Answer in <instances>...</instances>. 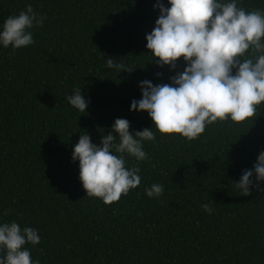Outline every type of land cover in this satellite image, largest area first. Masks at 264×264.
Returning <instances> with one entry per match:
<instances>
[{
	"label": "trees",
	"instance_id": "16d2710c",
	"mask_svg": "<svg viewBox=\"0 0 264 264\" xmlns=\"http://www.w3.org/2000/svg\"><path fill=\"white\" fill-rule=\"evenodd\" d=\"M155 3L0 0V23L28 5L46 17L30 47L0 49V220L38 230L40 243L29 247L40 264H264V182L253 176L248 196L234 185L264 151V108L252 123L209 126L192 142L157 134L144 144L145 161L126 158L141 183L116 203L87 197L81 185L71 159L81 133L99 146L117 118L130 132L150 128L147 113L130 111L139 82L169 83L185 66L149 62ZM241 6L264 10V0ZM107 58L133 71L107 69ZM75 88L88 101L84 113L66 100ZM153 183L163 185L159 199L144 194Z\"/></svg>",
	"mask_w": 264,
	"mask_h": 264
},
{
	"label": "clouds",
	"instance_id": "9594fccd",
	"mask_svg": "<svg viewBox=\"0 0 264 264\" xmlns=\"http://www.w3.org/2000/svg\"><path fill=\"white\" fill-rule=\"evenodd\" d=\"M167 5L156 0L153 6L159 15L145 36L149 62L175 70L182 58L185 66L169 78V83L139 82L141 98L131 102L130 111L147 113L152 126L130 132L129 121L117 118L111 131L101 136L99 146L82 132L72 148L71 159L78 161L86 196L105 206L140 185L136 165L148 158L144 144L154 142L157 134L192 142L209 126L252 123L264 108V10H247L241 6L242 0H167ZM45 19L31 5L9 15L0 23V49L10 48L15 53L30 47L33 30L42 27ZM105 67L118 73L133 71L122 60L111 58L105 60ZM81 91L73 89L66 100L84 113L88 101ZM126 158L134 159L136 165L126 166ZM253 176L256 185L264 182V151L258 154L253 168L244 170L239 182L234 183L241 196L250 194ZM144 194L159 199L163 185L153 183ZM201 208L208 215L214 211L209 203L201 204ZM40 240L35 228L21 226L15 219L0 220V264H40L29 247Z\"/></svg>",
	"mask_w": 264,
	"mask_h": 264
}]
</instances>
